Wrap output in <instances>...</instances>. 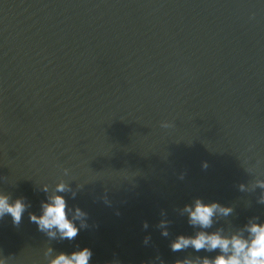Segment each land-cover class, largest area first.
<instances>
[{
  "label": "water",
  "instance_id": "water-1",
  "mask_svg": "<svg viewBox=\"0 0 264 264\" xmlns=\"http://www.w3.org/2000/svg\"><path fill=\"white\" fill-rule=\"evenodd\" d=\"M61 179L87 214L72 240L28 218ZM260 180L264 0H0V192L27 205L0 217L5 264H47L49 246H87L89 264L211 259L170 250L198 230L184 205L230 206L205 229L229 234L264 220Z\"/></svg>",
  "mask_w": 264,
  "mask_h": 264
},
{
  "label": "clouds",
  "instance_id": "clouds-1",
  "mask_svg": "<svg viewBox=\"0 0 264 264\" xmlns=\"http://www.w3.org/2000/svg\"><path fill=\"white\" fill-rule=\"evenodd\" d=\"M162 127H169L168 121H161ZM67 171V169H65ZM264 188V180L257 181ZM241 188L244 186L241 185ZM47 197L41 202L39 214L29 212L28 218L34 222L41 232L48 237L72 240L80 229L86 226V213L80 207H69L62 193L70 190L64 180H58L51 192L48 185H42ZM75 193L73 192V195ZM260 200L264 202V193ZM27 205L21 197L10 198L5 192H0V217L10 216L11 222L19 224ZM183 211L187 214L188 223L197 227L191 235L177 234L170 241L172 252H179L191 247L199 252L216 251V255L209 259L201 257L198 261L183 259L178 264H264V220L250 218L241 228L225 234L217 229L205 231L213 223L217 215L227 216L232 208L222 205L215 200L204 201L195 197L191 203H186ZM163 234H167L164 231ZM147 240V238H145ZM53 249L49 246L46 255L47 264H89L92 255L87 246L74 247L71 251H58L52 255ZM0 264H5V257L0 255ZM109 264H117L111 261Z\"/></svg>",
  "mask_w": 264,
  "mask_h": 264
}]
</instances>
